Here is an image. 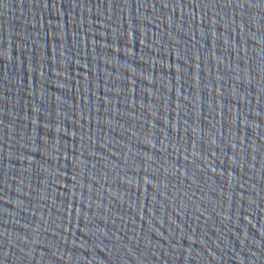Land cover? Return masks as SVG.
Here are the masks:
<instances>
[{
	"label": "water",
	"instance_id": "water-1",
	"mask_svg": "<svg viewBox=\"0 0 264 264\" xmlns=\"http://www.w3.org/2000/svg\"><path fill=\"white\" fill-rule=\"evenodd\" d=\"M0 264H264V0H0Z\"/></svg>",
	"mask_w": 264,
	"mask_h": 264
}]
</instances>
